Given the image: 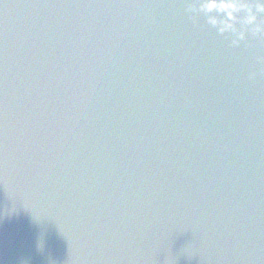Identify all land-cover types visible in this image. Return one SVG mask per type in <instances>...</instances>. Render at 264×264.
<instances>
[{"label": "water", "instance_id": "95a60500", "mask_svg": "<svg viewBox=\"0 0 264 264\" xmlns=\"http://www.w3.org/2000/svg\"><path fill=\"white\" fill-rule=\"evenodd\" d=\"M194 0H0V264H264V147Z\"/></svg>", "mask_w": 264, "mask_h": 264}, {"label": "clouds", "instance_id": "9594fccd", "mask_svg": "<svg viewBox=\"0 0 264 264\" xmlns=\"http://www.w3.org/2000/svg\"><path fill=\"white\" fill-rule=\"evenodd\" d=\"M186 11L202 15L220 35L231 34L233 47L245 40L246 33L264 37V19H260L264 17V0H194Z\"/></svg>", "mask_w": 264, "mask_h": 264}]
</instances>
